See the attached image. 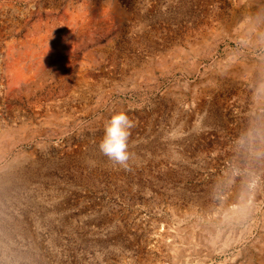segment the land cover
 Segmentation results:
<instances>
[{"label":"rangeland","instance_id":"374dc122","mask_svg":"<svg viewBox=\"0 0 264 264\" xmlns=\"http://www.w3.org/2000/svg\"><path fill=\"white\" fill-rule=\"evenodd\" d=\"M0 264H264V0H0Z\"/></svg>","mask_w":264,"mask_h":264},{"label":"clouds","instance_id":"9594fccd","mask_svg":"<svg viewBox=\"0 0 264 264\" xmlns=\"http://www.w3.org/2000/svg\"><path fill=\"white\" fill-rule=\"evenodd\" d=\"M133 127L132 120L125 112L111 116L105 124L99 150L113 162L126 164L129 159V137Z\"/></svg>","mask_w":264,"mask_h":264}]
</instances>
